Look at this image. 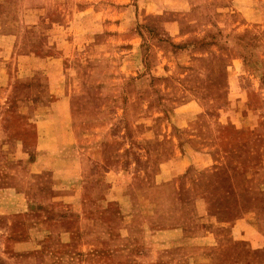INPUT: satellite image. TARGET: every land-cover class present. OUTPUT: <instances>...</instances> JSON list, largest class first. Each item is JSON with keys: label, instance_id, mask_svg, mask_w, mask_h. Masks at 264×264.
Listing matches in <instances>:
<instances>
[{"label": "rangeland", "instance_id": "1", "mask_svg": "<svg viewBox=\"0 0 264 264\" xmlns=\"http://www.w3.org/2000/svg\"><path fill=\"white\" fill-rule=\"evenodd\" d=\"M0 264H264V0H0Z\"/></svg>", "mask_w": 264, "mask_h": 264}, {"label": "crops", "instance_id": "2", "mask_svg": "<svg viewBox=\"0 0 264 264\" xmlns=\"http://www.w3.org/2000/svg\"><path fill=\"white\" fill-rule=\"evenodd\" d=\"M41 109H43V108H41V106H40V110H41ZM165 174H166V168H165V170L162 172V176L165 175ZM160 175H161V174H160ZM167 181H169V178H168V180H167V179L164 180V182H167ZM224 226H225V225H224Z\"/></svg>", "mask_w": 264, "mask_h": 264}]
</instances>
